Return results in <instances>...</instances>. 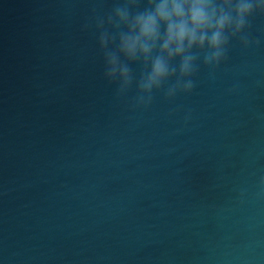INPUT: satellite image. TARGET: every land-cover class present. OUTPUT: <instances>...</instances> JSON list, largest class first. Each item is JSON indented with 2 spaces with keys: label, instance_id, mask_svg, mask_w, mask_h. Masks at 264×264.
I'll list each match as a JSON object with an SVG mask.
<instances>
[{
  "label": "water",
  "instance_id": "95a60500",
  "mask_svg": "<svg viewBox=\"0 0 264 264\" xmlns=\"http://www.w3.org/2000/svg\"><path fill=\"white\" fill-rule=\"evenodd\" d=\"M117 2L0 0V264H264V14L136 108L93 26Z\"/></svg>",
  "mask_w": 264,
  "mask_h": 264
},
{
  "label": "clouds",
  "instance_id": "9594fccd",
  "mask_svg": "<svg viewBox=\"0 0 264 264\" xmlns=\"http://www.w3.org/2000/svg\"><path fill=\"white\" fill-rule=\"evenodd\" d=\"M256 14H264V0H118L109 14L93 17L104 79L117 97L134 87L136 108L161 89L165 99L190 93L200 67L214 71L234 38L242 47L259 43L247 32Z\"/></svg>",
  "mask_w": 264,
  "mask_h": 264
}]
</instances>
